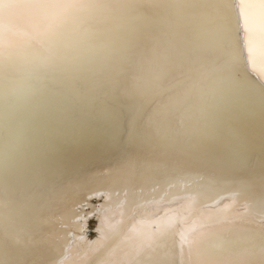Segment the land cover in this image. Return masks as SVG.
<instances>
[{
  "label": "bare ground",
  "instance_id": "obj_1",
  "mask_svg": "<svg viewBox=\"0 0 264 264\" xmlns=\"http://www.w3.org/2000/svg\"><path fill=\"white\" fill-rule=\"evenodd\" d=\"M236 2L0 0V264H264V0Z\"/></svg>",
  "mask_w": 264,
  "mask_h": 264
},
{
  "label": "water",
  "instance_id": "obj_2",
  "mask_svg": "<svg viewBox=\"0 0 264 264\" xmlns=\"http://www.w3.org/2000/svg\"><path fill=\"white\" fill-rule=\"evenodd\" d=\"M235 3H236V5H237V2H236V0H235ZM238 15H239V17H241L240 16V14L238 13ZM241 29L240 30H242V26L240 27ZM241 33V38H243V34H242V31L240 32ZM239 36H240V34H239ZM240 38V37H239ZM181 77H183V76H181ZM180 78V77H179ZM168 91V95L170 94V92L172 91V89L171 88H165L164 90H163V92H167ZM176 101V100H175ZM151 105V104H150ZM174 107H176V104L175 103H173V105L170 107V111H171V109H172V111H173V109H174ZM168 119H170L169 117H168ZM137 123V122H136ZM127 126V125H126ZM133 131H139V128L137 127L135 130H133ZM141 144V146H142V144H144V143H140ZM126 148V147H125ZM124 148V149H125ZM127 153H125V155H126ZM91 200H92V203H96L97 202V198H95V197H91L90 198ZM85 209H87V207L85 208ZM94 218L95 217H93V216H89V217H87V223H86V230H85V235H87V237L89 238V239H93L94 237H95V231H94V224H95V220H94ZM87 264H89V262L87 263Z\"/></svg>",
  "mask_w": 264,
  "mask_h": 264
}]
</instances>
